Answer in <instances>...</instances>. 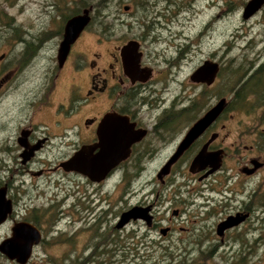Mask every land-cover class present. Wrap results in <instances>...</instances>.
Segmentation results:
<instances>
[{
	"label": "flooded vegetation",
	"instance_id": "flooded-vegetation-1",
	"mask_svg": "<svg viewBox=\"0 0 264 264\" xmlns=\"http://www.w3.org/2000/svg\"><path fill=\"white\" fill-rule=\"evenodd\" d=\"M3 1L6 4V0ZM196 1L127 0V3L122 4V0H116L129 16L121 17V10L119 13H114L112 18H108L109 22H103V19H99L98 22L94 23L100 30V35L95 37L97 43L104 39L116 41L115 44L105 50L103 66L98 65V61L103 57L100 52L93 51V57L89 60H86L84 55L74 56L72 54L74 46L90 30V25L93 22L90 15V21L71 45L70 52L62 65H59L56 53L55 60L54 57L51 59L54 65L49 68H47L48 66L42 67V74L40 75L42 81L36 86L32 96L18 99L17 93V99L21 101L19 103L12 101L8 108L5 107L8 91L6 92L7 88L4 86L8 83L13 71L18 73L23 69V65L32 58L33 60L39 58L40 56L36 55L37 51L53 37H59L60 43L63 38L66 20L73 15L82 13L87 5H84V8L81 9L79 5L76 7L73 4L75 9H70L71 13L69 15L60 13L62 26L56 31H50L42 27L36 28L35 33H38L34 37V42L36 43L35 47L39 49L30 56L21 57L25 59V61L23 60L24 63L23 61L19 62L18 67L13 66L8 69V73H6L7 67L0 65V133L6 132L9 123H12L15 129V132H12L13 134H3L4 137H0V161L5 162L2 154H8L10 161L14 164V174L9 175V179L3 180L0 177V188L5 187V197L11 200L12 203V211L5 221L0 223V227L5 225L7 221H11L12 225L14 222L26 221L40 230L41 240L33 245L26 264H114L118 261L117 257L119 255V236L115 230H124L130 223L142 221L149 232L158 230L163 237L173 231L172 225H170L172 219L176 220L182 216V212L178 208L171 209L169 218L166 219V216L163 215L157 219L155 216L156 210L159 209L157 206L158 204L161 205V202L156 203L157 200L146 199V195L150 193L148 192L145 193L143 200L119 210V189L123 185H130L134 179L149 185L150 179L148 177L144 178L148 164L154 161L160 149L166 146V137L171 135L172 128H176L173 131L174 133L181 130L180 121L182 122L186 115L175 112L183 106L172 111V105L165 106L166 101L153 96L155 90L167 88L166 84L168 82L163 80V74L167 70L170 74L173 73V70L179 66L181 54L189 49H187V46H181L180 42L177 44L173 42L165 46L160 41L161 34L156 35V32L158 31L157 26L164 25V22L170 24L181 22V20L189 22L194 16ZM248 1L224 0L225 16L230 17L238 12L244 23H248L256 17H259L258 22H262L264 3L250 16H243ZM4 4L0 2V13L6 11H4ZM16 4L18 5V0H14V5H11V7L16 6ZM208 4L213 6V1L210 0ZM56 5V2L47 1L45 9ZM92 8L91 6L89 11H92ZM2 15L8 16L6 13L0 14V40H2L4 34ZM8 18L14 22L13 15L8 16ZM211 19H214V17L211 16L208 20ZM14 39L18 40V33ZM129 42L136 43V54L139 56L138 69L140 71L133 75L125 71L121 57V49ZM23 52L28 53L27 50ZM3 57L4 54L0 55V60ZM255 67H264V52H261L258 56ZM45 71L49 72L48 77L43 76ZM65 74L69 76L70 80L64 87L61 97L55 99L54 96L58 92V86ZM263 78L264 75L261 78V85L263 84ZM195 84L205 86L203 83ZM161 106H163L162 109ZM108 113L126 116V123L134 132L133 138H136V140L130 145L128 156L109 170L100 173L98 179L89 177L85 172L66 168L65 162L84 146H90L91 154H96L100 150L98 144L106 140L102 139L103 135L108 130L114 131L119 127L116 122L105 121ZM220 117L183 150L170 166L167 175L158 178V171L166 164L185 132L199 116L186 127L177 141L171 140L174 143L171 147L172 151L155 168L153 181L161 185L165 184L167 178L182 164H187V171L190 172L189 166L192 159L210 139L207 149L209 151H221V167L216 172L203 178L200 177L208 168L196 173L190 172L193 176H196L197 180L204 181L218 173L222 170L227 158L236 161L237 173L234 175L238 177L251 181L253 177L260 173L264 169V159H261L262 154H258L257 150L259 149H257L255 143L242 144L241 137L238 140L227 142V139H229L228 133L221 134L225 129V124L223 123L218 128L219 131L215 130ZM212 136L214 137L212 138ZM260 149L262 150V148ZM67 167L69 166L67 165ZM54 174L59 175L60 178L55 180L51 177ZM15 176L18 177V188L15 189L18 194V201L23 200L24 193H27L30 187H35L33 180L26 183V176L35 179L48 177L47 184L54 187L61 183L59 182L60 179H64L63 181L69 186L65 199L74 196L75 200L67 208L61 209L60 212L70 216H78L76 220L68 221L69 224L66 228L69 230L67 232L61 231L60 223H58L56 217L53 218L46 237L43 235L41 222H38L37 219L18 220L12 218L15 214V203L17 205V200L15 199V202L11 196L12 188H15L13 186ZM212 190L217 192L219 196L222 194L224 196L227 192L221 186L219 188L214 186ZM248 195L249 199L252 198L249 203L245 201L242 206H232L233 209L219 211L224 217L215 225V234L219 238L218 244L225 243L226 235L233 229H239L249 222H255L253 218L259 205L254 200L255 192L251 191ZM14 197L17 196L14 194ZM220 202L222 200L215 197L212 198V201L209 200V204L213 205L212 209H217V206L221 204ZM135 205L150 207L151 224L147 225L141 219H130L119 225L121 214ZM168 208L170 209V207ZM166 210L164 207V211ZM236 214H239V216L245 215V217L238 225L224 230L222 235H219L216 230L217 224L228 216ZM163 221H169L170 224L164 225ZM12 225L9 227L10 232ZM161 228H168L165 235L160 233ZM102 229L105 231H101ZM179 231L183 234H191L192 228L180 226ZM10 232L4 238L8 237ZM82 234H85L84 240H81ZM45 242L47 246L42 248ZM38 248L43 249V252H37ZM122 257L125 259L126 255H122ZM9 261L12 264H18V261Z\"/></svg>",
	"mask_w": 264,
	"mask_h": 264
},
{
	"label": "rangeland",
	"instance_id": "rangeland-1",
	"mask_svg": "<svg viewBox=\"0 0 264 264\" xmlns=\"http://www.w3.org/2000/svg\"><path fill=\"white\" fill-rule=\"evenodd\" d=\"M47 1L56 2L57 5L45 9ZM122 1V4L127 3V0ZM209 1H196L195 13L189 22L185 20L173 24L164 22V25L157 26L158 31L156 32V35L161 34L160 41L165 46L173 42L175 44L180 42L181 46H187L189 50L181 54L179 66L171 73L174 75H171L168 70L163 74V80L168 82L167 88L155 90L153 97L166 101L165 106L172 105V111L188 105L192 99H195L197 106L194 109V117L186 116L182 122L180 121L181 133L180 131L174 133L176 128H172L171 135L166 137V146L161 148L156 159L148 164L144 178L150 179L149 185L134 179L130 185H123L119 189V210L143 200L145 193L150 192L149 195H146V199L157 200L156 203L161 202V205L157 206L159 209L156 210L157 219L163 215L166 216V219L169 218L172 208H178L182 212V216L176 220L172 219L171 224L169 221H163L164 225L167 223L172 225L173 230L165 237L161 236L158 230L149 232L142 221L132 222L124 230H115L119 236V255L118 261L114 264H264V169L249 181L234 175L237 173V163L235 160L227 158L222 170L204 181L197 180L196 176L188 172L187 164L178 166L167 178L165 184L161 185L153 181L155 168L172 151L171 147L174 143L171 140L177 141L186 127L219 97H226L231 104L230 90L239 73L251 63L255 67L258 56L264 52V18L261 20L262 22H258L259 17H256L248 23H244L238 12L230 17L225 16L224 0H212L213 6L208 4ZM0 2L4 4L5 1L0 0ZM73 4L76 7L79 5L81 9L84 8V5H87L86 9L92 6L89 15L92 16L93 22L89 32L74 46L72 54L74 56L84 55L86 60H89L93 57V51L100 52L103 57L98 61V65L103 66L105 50L116 41L103 38V41L97 43L95 37L100 35V30L94 23L99 19L109 22L108 18H112L114 13H119L121 10V17L129 16L116 0H18V5L13 7L11 5H14V0H6V4H4V11H6L0 14L6 13L8 16L13 15L14 17L13 22L8 16L2 15L4 34L0 40V55L4 54V57L0 60V65L7 67L6 73L13 66L18 67L19 62L25 61L21 57L30 56L39 49L35 47L36 43L34 42V37L38 33H35L36 28L58 30L62 26L60 13L69 15L70 9H75ZM211 16L214 19L208 20ZM105 19L107 20L105 21ZM17 33L18 40H15L14 37ZM27 42L30 43V48H27ZM58 43L59 37H53L37 51L36 55L40 56L39 58L35 60L32 58L29 62L26 60L27 63L23 65L24 67L22 66L23 69L20 72L13 71L8 83L4 86L7 88L6 92L8 91L6 108L12 101L19 103L21 101L18 100L19 98L32 96L34 89L42 81L40 77L42 67L48 66L47 68H49L54 65L51 59L54 57L55 60ZM24 50H27L28 53H24ZM204 60H213L220 65V72L210 86L196 85L190 80L191 73ZM48 75L49 72L45 71L43 76L48 77ZM69 80L67 74L62 76L58 92L54 96L55 99L61 97ZM252 102L254 101L250 100L246 104L249 105ZM200 105L202 107H199ZM236 108L234 101L230 108L221 114L215 130H218L224 123L225 129L221 134L228 133L227 142L238 140L240 137L242 144L250 145L254 142L259 149L256 150L258 154H262L261 159L263 160L264 108L256 109L251 113ZM12 132H15V129L13 124L9 123L6 132L0 133V137ZM2 156L5 162L0 161V177L7 180L9 175L14 174V164L10 161L8 154H2ZM51 177L55 180L60 178L56 174ZM14 179L13 186L15 188H12L11 196L14 201L17 200V205L15 203V214L12 218L18 220L37 219L38 222H41L40 226L43 229L44 237L47 236L54 217L60 223L61 231L69 230L66 228L69 224L68 221L76 220L78 216L60 212L75 200L74 196L65 199L69 186L63 181V178L59 180L61 183L54 187L47 184L48 177L35 179L26 176V183L33 180L35 187H30L28 192L24 193L23 200L19 201L18 194L15 192V189L18 188V177L15 176ZM214 186L216 188L221 186L227 192L224 196L223 194L219 196L212 190ZM251 191L255 192L254 200L259 205L253 218L255 222H249L239 229H233L226 235V242L218 244L219 238L215 234V225L224 217L219 211L233 209L232 206H242L245 201L249 203L252 198L249 199L248 194ZM14 194L17 196L16 198ZM213 197L222 200L217 209H212L213 205L209 204V200L212 201ZM164 207L167 209L166 211H164ZM11 225V221H7L0 227V241L9 234ZM180 226L191 227V234L180 232ZM84 235L82 234L81 240H84ZM46 246L45 242L42 248ZM39 251L42 253L43 249L38 248L37 252ZM122 255H126V258L124 259ZM0 264L12 263L0 253Z\"/></svg>",
	"mask_w": 264,
	"mask_h": 264
},
{
	"label": "water",
	"instance_id": "water-1",
	"mask_svg": "<svg viewBox=\"0 0 264 264\" xmlns=\"http://www.w3.org/2000/svg\"><path fill=\"white\" fill-rule=\"evenodd\" d=\"M264 0H249L244 8L243 16L248 17L254 13ZM89 8L84 9L80 14L68 18L64 25L63 38L57 49V61L59 65L65 61L70 52L71 45L74 43L81 30L90 21ZM121 57L125 71L130 74H137L139 68V56L136 54V43L129 42L121 49ZM219 63L213 60H204L190 75V80L194 83H203L210 86L215 81L219 73ZM228 104L226 97L217 99L199 118L188 128L182 140L179 142L174 153L170 156L166 164L158 171V178L167 175L172 163L181 155L196 138H198L218 117L221 116ZM105 121H113L119 124L114 130H108L102 137L106 139L98 144L100 150L92 155L90 146H84L78 150L68 161L65 162L66 168L85 172L89 177L98 179L100 173H104L118 162L125 159L129 154L130 145L136 140L133 138L134 132L128 126L127 117L116 113H108ZM214 136H212L213 138ZM138 138V137H137ZM211 140V139H210ZM210 140L207 141L192 159L189 171L192 173L200 172L208 168L200 178L207 177L216 172L221 167V151H209L207 149ZM260 164V163H259ZM64 165V164H63ZM67 165L69 167H67ZM259 166V165H256ZM254 170V169H252ZM5 187L0 188V223L4 222L12 211L11 200L5 197ZM150 207L132 206L120 216L119 225L124 224L130 219H141L147 225L151 224L152 216L149 213ZM238 215V216H237ZM245 215H230L217 224L216 230L222 235L224 230L238 225ZM168 228H161L160 233L165 235ZM40 230L30 222H14L11 227L10 235L0 242V252L8 260L18 261V264H26L30 257L32 247L41 240Z\"/></svg>",
	"mask_w": 264,
	"mask_h": 264
},
{
	"label": "trees",
	"instance_id": "trees-1",
	"mask_svg": "<svg viewBox=\"0 0 264 264\" xmlns=\"http://www.w3.org/2000/svg\"><path fill=\"white\" fill-rule=\"evenodd\" d=\"M26 44H27V48H30V43L27 42ZM262 72L263 74H261ZM262 75H264V67L263 68L253 67L252 63L247 67H245L244 69H242V71L239 73L237 79L234 81L233 86L230 90L231 104L235 101L236 107L238 109L239 108L244 109L246 113H251L256 109L262 107L264 108V78L262 81L263 84L261 85ZM250 100L254 102L247 105L246 102ZM231 104L228 101L225 111H227L228 108H230ZM195 106H197V102L195 99H192L188 105H184L182 108L178 109L175 113L183 114L186 116L191 115L194 117ZM199 107H202V105H200Z\"/></svg>",
	"mask_w": 264,
	"mask_h": 264
},
{
	"label": "bare ground",
	"instance_id": "bare-ground-1",
	"mask_svg": "<svg viewBox=\"0 0 264 264\" xmlns=\"http://www.w3.org/2000/svg\"><path fill=\"white\" fill-rule=\"evenodd\" d=\"M220 70V69H219Z\"/></svg>",
	"mask_w": 264,
	"mask_h": 264
}]
</instances>
